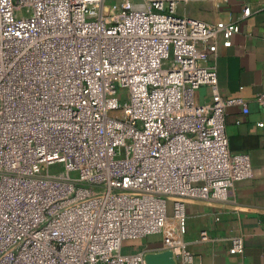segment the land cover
Segmentation results:
<instances>
[{"label":"built area","instance_id":"obj_1","mask_svg":"<svg viewBox=\"0 0 264 264\" xmlns=\"http://www.w3.org/2000/svg\"><path fill=\"white\" fill-rule=\"evenodd\" d=\"M181 1L0 0V264H196L187 204L228 203L253 165L226 134L247 103L196 100L219 29Z\"/></svg>","mask_w":264,"mask_h":264},{"label":"crops","instance_id":"obj_2","mask_svg":"<svg viewBox=\"0 0 264 264\" xmlns=\"http://www.w3.org/2000/svg\"><path fill=\"white\" fill-rule=\"evenodd\" d=\"M246 7L252 10L249 16L244 15ZM178 14L219 29L211 45L200 49V63L216 68L218 84L200 88L196 100L209 105L220 95L247 103V110L228 108L226 134L231 151L248 154L253 165V177L235 185L228 203L187 204L184 238L196 264H264V106L256 101L264 92V0H227L220 5L183 0ZM203 231L210 240L200 241ZM235 236L244 238L241 254L228 251V239Z\"/></svg>","mask_w":264,"mask_h":264},{"label":"rangeland","instance_id":"obj_3","mask_svg":"<svg viewBox=\"0 0 264 264\" xmlns=\"http://www.w3.org/2000/svg\"><path fill=\"white\" fill-rule=\"evenodd\" d=\"M139 2H140V1H139ZM58 169H59V166H54V167L51 168V171H52V172H56ZM158 239H160V238L157 236V237H150V238H148V239L138 240L137 242H136V241H129V242L126 244V246H125L123 252H124V253L135 252V251H137V249L139 248V244H142V243H144V244H148V246L154 245L153 242H154V241H157ZM148 242H150V243H148ZM156 246H157V244H156Z\"/></svg>","mask_w":264,"mask_h":264},{"label":"water","instance_id":"obj_4","mask_svg":"<svg viewBox=\"0 0 264 264\" xmlns=\"http://www.w3.org/2000/svg\"><path fill=\"white\" fill-rule=\"evenodd\" d=\"M149 264H171L172 259L170 254H163L158 256H149L148 257Z\"/></svg>","mask_w":264,"mask_h":264},{"label":"trees","instance_id":"obj_5","mask_svg":"<svg viewBox=\"0 0 264 264\" xmlns=\"http://www.w3.org/2000/svg\"><path fill=\"white\" fill-rule=\"evenodd\" d=\"M149 243V242H148Z\"/></svg>","mask_w":264,"mask_h":264}]
</instances>
